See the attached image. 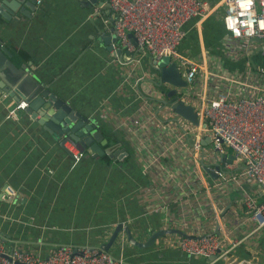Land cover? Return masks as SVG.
I'll return each mask as SVG.
<instances>
[{"label":"crops","instance_id":"1","mask_svg":"<svg viewBox=\"0 0 264 264\" xmlns=\"http://www.w3.org/2000/svg\"><path fill=\"white\" fill-rule=\"evenodd\" d=\"M39 8L30 19L14 18L2 44L47 59L50 71L72 66L90 87L92 94L85 103L96 106L106 100L107 111L98 124L115 129L112 143L120 144L127 155L104 162L84 151L74 161L61 137L42 130L22 110L15 118L8 117L15 103L0 92V240L10 248L42 254L66 243L103 249L114 227L123 223L137 237L159 228H174L187 236L212 233L228 249L225 259L220 254L208 259L161 247L166 236H181L178 233L136 249L121 232L107 251L122 254L124 264H264V227L256 229L243 204L246 196L262 200L258 186L240 176L239 163L223 162L228 173L219 171V178L205 175L202 165L214 155L210 140L194 150L173 143L165 130L151 131L146 109L153 104L148 79L154 76L148 56L138 49L131 53L139 58L129 76L131 83L138 80L141 95L134 103V90L121 82L125 59L94 44L115 14H105L102 7L97 13L82 0H44ZM222 12L220 6L199 21H187L178 49L201 66L197 88L206 86L209 95L229 89L243 96L249 86L242 87L240 81L252 84L264 78V42L228 40Z\"/></svg>","mask_w":264,"mask_h":264},{"label":"built area","instance_id":"2","mask_svg":"<svg viewBox=\"0 0 264 264\" xmlns=\"http://www.w3.org/2000/svg\"><path fill=\"white\" fill-rule=\"evenodd\" d=\"M108 4L116 16L113 31L120 45L130 54L142 48L144 51L141 55L152 56L156 61L167 56L169 61L175 62L186 85H165L164 91L173 89L175 100L191 105L197 114L198 123L193 124L168 105L160 106L152 101L153 104L149 102L146 109L150 116L148 127L159 133L165 130V135L181 148L191 145L192 149L198 150L206 139L210 140L212 150L218 154L226 155L232 151V162L242 164L240 176L256 183L262 194L261 201L256 202L246 196L243 204L256 229L264 227V78L252 84L240 81L242 87L249 86L248 93L243 96L229 89L209 95L206 86H196L197 76L202 71L200 64L178 49L186 35L184 24L192 19L199 21L220 6L223 7L221 22L228 40L258 39L264 42V0H221L215 3L210 0H108ZM95 9L97 13L100 12V8ZM128 33L132 34L137 45L129 40ZM137 61L139 58L131 56L124 63L127 68L121 81L122 86L129 84L130 91L134 90L131 101L134 103L140 100L141 95L138 80L131 83L129 76ZM262 72L264 76V69ZM207 78V75L202 76L204 82H207ZM152 91L153 88L149 91L150 97L159 96V93ZM25 107L26 103L20 101L8 110L7 116L15 118L18 111ZM140 107H147V104ZM61 143L74 161L80 159L82 152L74 141L67 137ZM117 242L122 244L123 239L119 237ZM230 244L233 247L236 241ZM223 245L216 235L199 233L166 236L161 247L176 248L186 255L205 258L220 254L225 259L228 249ZM0 254L8 256L0 255V264L125 263L122 254L116 256L98 247L69 243L59 244L42 254L10 248L0 240Z\"/></svg>","mask_w":264,"mask_h":264},{"label":"water","instance_id":"3","mask_svg":"<svg viewBox=\"0 0 264 264\" xmlns=\"http://www.w3.org/2000/svg\"><path fill=\"white\" fill-rule=\"evenodd\" d=\"M43 2L44 0H1L0 2V92L8 94L15 104L24 101L26 107L22 111L29 115L37 126L54 137H61L62 140L70 138L81 152L87 151L93 158L104 162H109L122 153L126 156L127 152L120 147V144L114 146L115 143H112L116 139L115 129H107L101 123L98 124L100 116L107 111L106 100L96 106L87 105L85 101L92 94L90 87L80 75H77V71H74L72 66L64 71H60L61 69L50 71L47 59L42 60L32 55V52L29 55L22 54L18 49L10 50L2 44L4 33L12 26L14 18L30 19L34 11L40 10L39 6ZM105 2L106 4L103 5ZM82 5L88 8L102 7L105 9V14L111 12L108 0L99 2L82 0ZM115 19L108 26L101 28L102 31L96 36L94 44L111 52L112 56L122 57L126 62V59H131V54L117 40L113 31ZM128 38L137 45L132 34L128 33ZM143 51L142 48L138 49L139 54ZM13 57L18 61V65L13 62ZM147 60L154 76V79H148V82L153 88L152 92L159 93V96L149 98L160 106L168 105L179 116L197 124V114L191 105L185 104L182 100L176 101L173 89L162 90L165 85L170 87L186 85L176 63L169 61L167 56L159 61L148 56ZM100 144L107 146L100 148ZM213 154L212 161L202 165V171L211 178H219L221 173H228L222 167L223 162L231 164L234 155L232 151L226 155L218 154L216 151H213ZM121 232L126 236L128 243L136 249L153 246L165 234L178 233L187 236L174 228H159L147 236L137 237L128 225L118 223L108 241L102 245L103 250H108ZM215 257L216 255H212L208 259Z\"/></svg>","mask_w":264,"mask_h":264},{"label":"rangeland","instance_id":"4","mask_svg":"<svg viewBox=\"0 0 264 264\" xmlns=\"http://www.w3.org/2000/svg\"><path fill=\"white\" fill-rule=\"evenodd\" d=\"M164 88L166 89V87L164 86ZM162 90H164V89H162ZM114 133H115V131H114Z\"/></svg>","mask_w":264,"mask_h":264}]
</instances>
